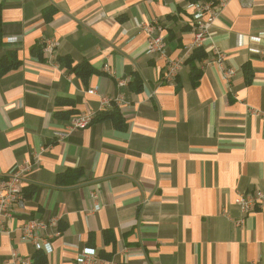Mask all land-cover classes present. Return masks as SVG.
<instances>
[{"label":"crops","instance_id":"0c3cea01","mask_svg":"<svg viewBox=\"0 0 264 264\" xmlns=\"http://www.w3.org/2000/svg\"><path fill=\"white\" fill-rule=\"evenodd\" d=\"M197 1L0 0V57L22 61L0 76V179L23 170L27 197L0 264H74L87 247L98 264H264V0H225L194 80ZM61 57L95 72L85 81ZM115 106L122 122L102 118ZM86 112L98 116L71 129ZM249 194L262 200L246 212ZM32 221L45 226L28 238Z\"/></svg>","mask_w":264,"mask_h":264},{"label":"built area","instance_id":"2783aa9c","mask_svg":"<svg viewBox=\"0 0 264 264\" xmlns=\"http://www.w3.org/2000/svg\"><path fill=\"white\" fill-rule=\"evenodd\" d=\"M225 4V0H204L197 1L193 5L198 10L195 14V27H194V43L193 48L196 49L202 46L205 40L210 24L219 15V9ZM209 12V17L205 18L206 13ZM15 41L16 38L10 39ZM164 39L161 36L151 37L149 40V51H161L164 48ZM50 46H46V50L50 51ZM220 62L223 61L224 55L219 51H216ZM180 67L179 60H171L167 66L166 78L174 79ZM232 72L231 69L225 71V74ZM90 93H95V89H90ZM94 120V114L91 112L82 113L79 116L74 117L70 126L71 129H84L88 127ZM58 136L65 137L68 131L57 133ZM23 170H21L22 172ZM10 174L0 179V232L4 229L6 218L12 215V211L17 207H24L27 197L24 192V178L22 173ZM262 200V197H255L253 195H241L237 199V203L246 212L252 211L256 204ZM55 224V221H53ZM44 223L39 221H32L24 226V236L28 238L34 237V228L44 227ZM43 245L40 242H36V247L39 249ZM98 254L96 249L87 247L82 249L79 253L77 260L74 264H98ZM13 261L15 264H35L32 256H23L13 253Z\"/></svg>","mask_w":264,"mask_h":264},{"label":"trees","instance_id":"16d2710c","mask_svg":"<svg viewBox=\"0 0 264 264\" xmlns=\"http://www.w3.org/2000/svg\"><path fill=\"white\" fill-rule=\"evenodd\" d=\"M3 43H4V39H3L2 5H0V49L2 48ZM33 53L37 54L40 57H42L43 55L41 48H33ZM203 57H204V54L202 52L201 47H198L193 50V54L190 59V64L192 67L191 73H192V77L194 80L198 79L201 76L200 71L199 69L196 68V66L194 65V62L196 59H202ZM60 60L64 61L70 69L75 71L85 81L90 77L91 74L95 72V69H93L87 63H82L78 66L73 67V62L70 57H61ZM21 65H22V61L21 59H19L17 51L16 50L8 51L7 53H5L4 55L0 57V76H3L9 73L12 70L18 69ZM57 103L60 105H66V104L72 105L73 104V102H69L66 99H58ZM73 112L75 111H68L62 114L57 113V116L62 115V117H70V115ZM97 116L94 117V119L97 118ZM101 116L102 118H111L117 122L118 121L122 122L120 110L116 106L112 110L101 112ZM70 173L74 174L76 178H78L80 175L79 170H74V171H71ZM33 259H34V262L36 263V259L34 257Z\"/></svg>","mask_w":264,"mask_h":264}]
</instances>
